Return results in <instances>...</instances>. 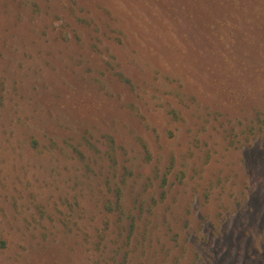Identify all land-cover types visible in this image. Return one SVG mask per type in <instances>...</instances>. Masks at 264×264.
<instances>
[{
  "label": "rangeland",
  "instance_id": "374dc122",
  "mask_svg": "<svg viewBox=\"0 0 264 264\" xmlns=\"http://www.w3.org/2000/svg\"><path fill=\"white\" fill-rule=\"evenodd\" d=\"M225 1L0 0V264L264 262V0Z\"/></svg>",
  "mask_w": 264,
  "mask_h": 264
},
{
  "label": "trees",
  "instance_id": "16d2710c",
  "mask_svg": "<svg viewBox=\"0 0 264 264\" xmlns=\"http://www.w3.org/2000/svg\"><path fill=\"white\" fill-rule=\"evenodd\" d=\"M227 1H229V0H227ZM226 3H228V4H231L230 6H231V8H235V1H232V3H229V2H226L225 0H219V7L221 6V8H225V6H226ZM119 195V194H118ZM120 196V195H119ZM119 199V201H121V199L120 198H118ZM108 207H112L113 205L109 202L108 204ZM3 246L5 245L4 243L2 244ZM260 259V258H259ZM255 264H264V262L262 261V260H257L256 262H255Z\"/></svg>",
  "mask_w": 264,
  "mask_h": 264
}]
</instances>
